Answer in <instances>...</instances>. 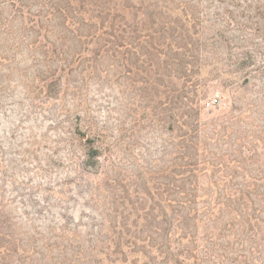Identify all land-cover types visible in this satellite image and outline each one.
<instances>
[{
    "label": "rangeland",
    "instance_id": "374dc122",
    "mask_svg": "<svg viewBox=\"0 0 264 264\" xmlns=\"http://www.w3.org/2000/svg\"><path fill=\"white\" fill-rule=\"evenodd\" d=\"M0 264H264V0H0Z\"/></svg>",
    "mask_w": 264,
    "mask_h": 264
},
{
    "label": "built area",
    "instance_id": "2783aa9c",
    "mask_svg": "<svg viewBox=\"0 0 264 264\" xmlns=\"http://www.w3.org/2000/svg\"><path fill=\"white\" fill-rule=\"evenodd\" d=\"M220 104V98L219 96H213L211 99H210V105L212 106H216Z\"/></svg>",
    "mask_w": 264,
    "mask_h": 264
}]
</instances>
